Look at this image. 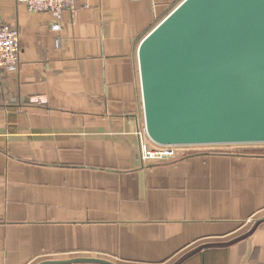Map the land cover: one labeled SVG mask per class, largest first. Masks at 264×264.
Returning a JSON list of instances; mask_svg holds the SVG:
<instances>
[{"label":"crops","instance_id":"1","mask_svg":"<svg viewBox=\"0 0 264 264\" xmlns=\"http://www.w3.org/2000/svg\"><path fill=\"white\" fill-rule=\"evenodd\" d=\"M180 1L77 0L57 32L0 0L21 47L0 70V264H173L264 216V156L139 158L137 49ZM179 264H264V222Z\"/></svg>","mask_w":264,"mask_h":264},{"label":"water","instance_id":"2","mask_svg":"<svg viewBox=\"0 0 264 264\" xmlns=\"http://www.w3.org/2000/svg\"><path fill=\"white\" fill-rule=\"evenodd\" d=\"M137 57L154 144L264 143V0H181L142 38ZM262 222L264 216L247 232L199 245L173 264L242 240Z\"/></svg>","mask_w":264,"mask_h":264},{"label":"built area","instance_id":"3","mask_svg":"<svg viewBox=\"0 0 264 264\" xmlns=\"http://www.w3.org/2000/svg\"><path fill=\"white\" fill-rule=\"evenodd\" d=\"M26 6L31 12H47L53 17L51 29L61 30V16L64 11L72 14L76 12L77 0H14ZM20 36L17 27L0 22V70L16 69L20 62ZM140 149V160L168 159L176 155L177 145H157L148 148L147 140H150L143 123L136 130ZM81 264H96L83 262Z\"/></svg>","mask_w":264,"mask_h":264},{"label":"rangeland","instance_id":"4","mask_svg":"<svg viewBox=\"0 0 264 264\" xmlns=\"http://www.w3.org/2000/svg\"><path fill=\"white\" fill-rule=\"evenodd\" d=\"M137 136V135H136ZM138 138V136H137ZM148 148H151L154 143L147 141ZM140 151V149H139ZM256 155L264 156V143L250 144H219V145H177L176 155L174 158L168 159H152L141 161L150 167L175 164L193 157H222V156H243ZM140 158V152H139Z\"/></svg>","mask_w":264,"mask_h":264}]
</instances>
